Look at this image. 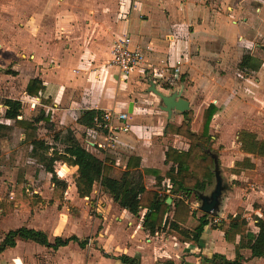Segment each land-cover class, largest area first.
Returning a JSON list of instances; mask_svg holds the SVG:
<instances>
[{
  "label": "crops",
  "instance_id": "0c3cea01",
  "mask_svg": "<svg viewBox=\"0 0 264 264\" xmlns=\"http://www.w3.org/2000/svg\"><path fill=\"white\" fill-rule=\"evenodd\" d=\"M39 1L42 3L41 0ZM50 1L53 2V4L55 3L57 7H59V4L68 5L72 3V0ZM196 1L141 0L139 7L136 8V12L133 11L127 19H120L118 32H128L131 37L132 46L147 44L151 47L147 59H145L148 64H152L151 61L158 62V60L163 61V63L168 62L170 65L176 66L181 74H185L187 78L192 79L193 73L197 68H199V70L207 68L208 64L203 59L204 57L209 56L211 59L217 57V59H219L220 54L225 55L226 52L224 53L222 49L229 50L232 45L227 39L243 35L247 28L246 18L242 16V11L238 10L242 4V0L233 1L234 8L231 12L232 17H236V15L242 16V19L238 21L231 19V16L228 15L229 13L224 14V10L220 9V6L223 8L225 7L224 2L227 0H217L215 2L211 0L210 5L206 3L201 4L199 3L200 1ZM36 5H38L37 1L33 0L31 3L29 22L34 23L35 27L34 29H30L28 48L24 51L29 53L30 59L24 58V54H22V56H24L23 58L18 57L19 50L17 49V45H15L16 41L14 43L0 41V65L6 61H12V70H14L15 73H11L12 76L9 78H19V84L23 87L22 94L19 98H16L22 102L21 115L19 118L31 119V117H26V112H32L37 104L42 106L43 108L41 109L46 113L49 111L50 117L51 112L54 110L63 111L67 117L73 120V125L70 126L72 131L74 126L84 129V134H82L81 138L87 141L86 143L89 145L87 148L84 147L90 152L92 151L91 148L96 149L99 151V155L103 160L108 158L112 161L110 163L112 167L110 171L111 175H115V173H113L115 166L123 170L130 156L139 158L140 170L145 168L167 169L170 165V163L166 164L164 162V152L167 147L173 146L184 150L188 147V141L184 137L166 131L167 123L178 125L182 121V112L175 110L172 112L171 116L168 117L167 112L160 108V99L158 98L156 99L157 101L154 100L157 103L155 106L158 110L153 112L150 107L148 109L144 107L143 114H139V116H141L140 118H143L142 120L139 119L142 125L135 123V118L138 116V114H136L138 110V101L136 97L140 99L143 98L153 103L154 101L149 100V92H141L139 97L136 94L131 96L130 89H119L117 85L118 80L117 82L115 80L113 81L114 77L118 75L121 77L118 70L114 67L104 66V64L98 66V64L94 63V55H92V53L97 50L99 45L85 44V47H80L75 50L74 54L69 55L70 44L61 46L58 44L62 43L63 40L56 42L54 39L48 37V29H51L57 20L54 16L45 11L38 12V9L35 7ZM137 12L147 14L144 15L143 18H139ZM57 15L55 14V16ZM60 19L61 18H58V20ZM66 27L64 23L59 26L56 36L68 34L66 32L70 29ZM59 29L63 31L61 32ZM14 34L16 35V30ZM14 34L10 35L7 33L4 38L15 37ZM208 40H210L214 46L210 47L207 44L206 47L205 44ZM198 44L201 45V49L199 47L201 50L199 54L193 51L198 48ZM216 48L221 51L219 52ZM252 55L256 57V55ZM261 64V67L259 66L257 69L246 68L257 72L263 68L264 62H261ZM69 65H72V67L69 68ZM111 72H117V75L114 73L112 74L113 79L110 76ZM186 72L188 73L187 75ZM5 75L9 76V74ZM135 75H140V66L135 67L128 77L132 78V76ZM182 76L183 75H181V78ZM33 77H39L45 85V89L39 96L28 95L24 90L28 80ZM112 86H114V88H112ZM42 96L45 97L44 101H40L39 97ZM181 96L188 100L189 109L193 110L194 118L191 122V128L196 129L199 125L203 108L210 102L205 103V105L201 107L194 108V105H191V101L185 95L181 93ZM25 102L28 104L30 103V105L24 107ZM49 103H51V105ZM130 104L132 105L131 112L129 111ZM25 106H27V104H25ZM46 108L49 109L47 110ZM41 109H39V111ZM88 109H99L101 111L110 109L117 112L127 111L131 129L125 132H116L113 139L109 141V144L105 148L98 147L96 145L98 141L95 137L96 135L91 133L92 126H85L77 122V118ZM249 130L255 132L254 129L250 128ZM210 132L212 133L211 129ZM75 136L78 138L77 134H75ZM88 136L91 137V140L87 139ZM262 139L264 140V138ZM237 151V160H243L246 157L253 156V154L239 149ZM249 159L254 163L253 157ZM63 164L73 168L74 173L76 172V166L66 163ZM233 166L234 164L231 165V167ZM245 177L246 176L243 178ZM238 180L242 179L238 178ZM143 181L146 188H156L154 186L155 179L152 174L143 173ZM162 183L164 185L165 181ZM68 187L72 193L70 196H64V199L69 200V203L74 202L73 200H82L83 204H86V209H88L89 203H91V205L93 203L92 210L95 211V214L97 213V216L90 215L87 213V210L84 212L86 216L83 220L80 216L76 217L75 214H70L68 212L70 220L65 216L63 221L55 223L51 229L42 225L29 226L45 230L50 240H52L54 236L67 237L73 234L79 238H85L82 237V235H87V233H85L87 231L84 230L85 220L91 222L89 227H91V230L94 228L93 232H96L98 229V227H95V220H97L98 226L100 227L98 236L94 237L97 247L104 248V252L114 256L120 254L134 256L138 259V264H161L167 259L173 260L176 264H179L180 252L183 250V258L185 259L183 264H203L201 261H198L195 256L198 253L210 256L213 252H220L227 258H233L235 255L234 244L225 241L223 231L219 228L220 223H218L217 228H213L209 224L206 225L198 245L189 242H180L167 231L160 230L156 231L154 234H149L144 231L141 225V219L145 210L142 209L138 216L132 215L126 209L119 207L109 194L99 189L96 183L93 185L91 193L84 197L78 196L74 182ZM232 190L230 195L225 198L226 201H224L225 206H223V209L228 206L227 210L229 214H234L233 212L237 210L238 207H242L247 214L254 212L253 204L250 206V203H252V197L250 196L253 195L256 190L248 192L249 196L247 198L244 197L245 195L241 192L240 188L234 186ZM78 211L81 212L80 209H78ZM254 215L262 217L256 213V211ZM246 219H248V217ZM68 220L70 222H68ZM248 225L251 231H257V227L254 223V228L251 227L249 221ZM20 241L29 240L19 239L15 247L6 249L0 254L4 255L7 254L5 252H12L13 250L16 252V246ZM34 244L36 247L41 246L37 243ZM71 245L77 246L78 244L74 241H70L67 245L54 250H67ZM41 247L47 248L45 246ZM48 249L52 250V248L49 247ZM239 251L245 257L244 264H264V257H251L248 248H241ZM12 253L13 254H9V258H7L6 255L2 257L5 264H8L6 260L10 262L12 259L13 261H11L10 264H17L16 259H19V257L16 256V253ZM102 260L106 262L105 264H122L119 260L112 257L103 256ZM86 264H93V260L88 259Z\"/></svg>",
  "mask_w": 264,
  "mask_h": 264
},
{
  "label": "rangeland",
  "instance_id": "374dc122",
  "mask_svg": "<svg viewBox=\"0 0 264 264\" xmlns=\"http://www.w3.org/2000/svg\"><path fill=\"white\" fill-rule=\"evenodd\" d=\"M32 1L33 0H0V41H6V43H14L16 41L15 45H17V49L19 50L18 57L23 58L24 56H22V54H24V58L27 59H30L29 53L24 51L28 48L30 29H34L35 27L34 23L29 22ZM34 1L38 3V5L35 6L38 12L45 11L54 16L57 20L52 28L48 29V37L54 39L56 42L63 40L62 43L58 44L61 46L70 44L69 55L74 54L76 49L85 47V44L99 45L97 50L92 53V55H94V63L98 64V66L100 64L110 66V50L113 40L122 36L124 33L129 34L124 31L118 32L120 19H127L133 11L136 12V8L139 7L141 2L134 4L131 0H72L71 4H59V7H57L55 6L56 4H53L50 0H41L42 3L39 0ZM197 1H200L199 3L201 4H211V0ZM215 1L217 0L212 2ZM233 1L234 0L225 1V7L223 8L220 6V9L224 10V14L229 13L228 15L231 16V19H235L236 21L241 20L242 16H245L247 23L245 33L243 35L234 36L232 39H227L232 45L229 50L222 49V51L226 53L225 55L220 54L219 59H217V57L213 59L209 56L204 57L203 59L208 64L207 68L200 70L197 68L193 73L192 79L187 78L185 74H181L176 66L170 65L168 62L163 63V61L158 60V62L151 61V65L148 64L145 59H147L151 47L147 44L140 45V47L143 48V60L138 65L140 66V75L129 78L128 76L130 73H128L121 77L118 75L113 79L112 74L114 73L117 75V72H111L110 76L113 81L115 80L117 82L118 80L117 85L119 89H130L131 96L136 94L140 97L139 94L141 92H149V100L154 101L159 97L150 89L151 85H153L166 94L172 92L182 93L191 101V105H194V108L201 107L207 102H214L220 107L210 122V129L212 130L214 142L212 149L218 154L220 173L223 181L228 184L229 188L222 192L220 197L221 203L218 206V210H216L215 213H210L212 223L228 221V206L224 209L223 206H225L224 201H226V196L230 195V192L233 191L232 189L235 186L240 188L246 198L249 196L248 192L256 190L253 195L250 196L252 197L250 206L253 204L254 212L247 214L242 207H238L237 210L233 212L234 214L239 212L245 218L248 217L247 220L250 222L251 227L254 228L253 216L255 211L264 219V157L253 155V166H244L240 163L252 157L237 160V150H240L237 141V132L241 128H251L254 129L261 138H264V66L260 70L258 69L259 71L255 72L249 68L239 67V62L244 55L251 53L256 55V59L260 61V65H262L261 62H264V0H242V4L238 10L242 11L243 15H236V17H232L231 13L234 8ZM137 13L139 18H143V16L147 14H142L141 12ZM55 14L58 15L55 16ZM58 18L61 19L58 20ZM63 23L66 24L67 29H70L66 32L68 34H60L63 31L60 30V28V35L56 36L58 27L63 25ZM15 30L16 35L14 34ZM7 33L10 35L14 34L15 37L4 38ZM207 44L210 47L214 46L210 40L205 44L206 47ZM199 47L201 49L200 44H198V48L193 50L197 54H199V51L201 52ZM218 51L220 52L221 50ZM1 65L0 98H19L23 89L21 84H19V78H9L12 75L10 72L7 73L8 71H14L12 70V61L3 62ZM71 67L72 65H69V68ZM153 67L156 68V70L153 69ZM155 71H158L157 73H160V75L154 74ZM5 74H9V76ZM187 74L186 72V75ZM181 75H183L182 78ZM112 88H114V86H112ZM39 98L40 101H44L45 99L44 96ZM136 100L138 101V110L136 112L138 116L135 118V123L140 124L142 122L139 121V119L142 120L143 118H140L141 116H139V114H143L144 107L147 109L150 107L153 112H156L158 108L155 106L157 105L155 101L150 103L148 100L138 97H136ZM25 104H27V106H25ZM49 104L51 105V103ZM29 105L30 103H24V107H28ZM0 107L2 109L1 103ZM41 108L43 107L37 104L32 112H26V117L33 118L38 114ZM46 109L48 110L49 108ZM50 119V122H39L35 133L38 138L44 139L48 143H51L56 149L60 150L63 148V143L60 140H56L54 134L58 131L64 132L67 128L70 129V126L73 125V120L67 117L63 111L58 110L51 112ZM0 121L8 125L7 128L2 129V132H0V201L9 204L13 200V189L16 177L19 171H22L25 178L24 187L26 189V196H29L31 199L32 206L30 210L14 207L2 212L0 209V235L2 232L20 225H42L51 229L55 223L63 221L65 216L69 219L68 212L70 214H75L76 217L80 216L83 220L86 216L84 212L87 210V213L90 215L97 216V213L95 214V211L92 210L93 203L92 205L89 203V207L86 209V204H83L82 200H73L74 202L69 203V200L64 199V196H70L72 193L68 186L74 182L75 173L73 168L64 165L60 161L54 163V169L59 177L67 181V187L61 200L49 201L53 187L50 181L51 174L46 171L44 165L37 158L31 156L29 142L27 139H24V131L15 127L13 125V120L0 117ZM83 130V128L73 127V131L78 135L80 143L87 148L89 147L86 143L87 141L81 138L82 134H84ZM87 139L91 140V137L88 136ZM91 150L92 154L98 159L103 160L98 150L92 148ZM233 164L234 166L231 167ZM230 167L238 168L240 172L238 174L232 173ZM120 172V168L115 166L113 173L118 175ZM244 176L246 177L243 178ZM238 178L242 180H238ZM96 185H98V183H96ZM213 187L214 179L204 193L208 194ZM190 199L192 206L198 207L200 201L193 196H191ZM78 209H80L81 212L78 211ZM201 213L202 211L200 210L197 212L198 215ZM69 220L68 222H70ZM90 224V221L85 220L84 230L87 231L85 232L87 235H82V237L88 238L86 246L80 247L78 245H71L67 250L61 249L57 251L54 249L50 250L48 247H36L31 241H20L16 246V252L15 250L12 251L19 257V259H16V263L86 264L89 259L93 260V264H105L106 262L102 260L104 250L103 252L101 251L104 248L97 247V243L94 241V237L98 236L100 230L98 221L95 220V227H98L96 232H93L94 228L91 230V227H89ZM169 234L173 236L174 233L171 232ZM12 252H5L7 254L4 255L9 258V254H13ZM180 253L179 264H183L185 260L183 258L184 250ZM199 254L201 253L195 255L198 261H200V258H198ZM4 255L0 254V264H5L2 258ZM11 261H13V259ZM6 262L10 264L9 260H6Z\"/></svg>",
  "mask_w": 264,
  "mask_h": 264
},
{
  "label": "trees",
  "instance_id": "16d2710c",
  "mask_svg": "<svg viewBox=\"0 0 264 264\" xmlns=\"http://www.w3.org/2000/svg\"><path fill=\"white\" fill-rule=\"evenodd\" d=\"M259 62L252 54H246L239 62V67L257 69L260 66ZM9 72L15 73V71L7 73ZM44 89L42 80L39 77H33L28 80L24 90L28 95L39 96ZM0 103L2 106L0 117L13 120V125L24 131V139L29 142L31 156L37 158L51 174L50 181L53 187L49 201L61 200L67 187V181L59 177L54 169V163L60 161L77 167L74 184L79 197L88 196L93 185L98 183L101 191L109 194L119 207L126 209L132 215L138 216L144 209L141 225L149 234L160 230L172 232L177 240L198 245L206 225L218 227V223H212L210 213L202 212L198 215L199 208L193 207L190 202L191 196L199 200L197 192L204 193L213 182L214 158L219 164L218 154L212 149L214 142L210 132V122L220 108L214 102L208 103L203 108L196 129L191 128L194 118L192 109L182 112L183 119L178 125L167 123L166 131L182 136L188 141V147L185 150L173 146L167 147L164 152V162L170 163L167 169L140 170L139 158L130 156L118 175H111L112 161L110 159H98L80 143L69 128L54 134V138L63 143V148L60 150L44 139L38 138L35 133L37 124L41 121L50 122L49 111L46 113L41 109L33 118L23 119L19 118L22 109V102L19 99L0 98ZM100 113L99 109H88L77 118V122L91 127L94 125L95 117H99ZM7 126L0 122V132ZM237 141L240 150L264 157V140L258 133L241 128L237 132ZM240 163L244 166H253L249 158ZM230 171L238 174L240 169L230 168ZM143 173L154 176L156 188L145 187ZM163 181H165L164 185ZM24 183V174L19 171L13 189V200L9 204L0 201L2 212L14 207L23 210L32 209L31 199L26 196ZM168 197L170 202L167 201ZM227 217L228 221H219V228L223 231L225 241L234 244V257L227 258L223 253L213 252L210 256L199 254L200 261L203 264H244L245 257L239 251L241 248H248L251 257H264V219L258 215L253 216L257 227V231L253 232L249 228L248 220L241 213L228 214ZM19 239L29 240L52 249L65 246L70 241L76 242L80 247H84L88 242V238H79L74 234L67 237L54 236L50 240L45 230L20 225L2 232L0 253L15 247ZM101 251L103 252V249ZM103 255L115 258L122 264H138V259L134 256L126 254L114 256L106 252H103ZM161 264L176 263L173 260H166Z\"/></svg>",
  "mask_w": 264,
  "mask_h": 264
},
{
  "label": "built area",
  "instance_id": "2783aa9c",
  "mask_svg": "<svg viewBox=\"0 0 264 264\" xmlns=\"http://www.w3.org/2000/svg\"><path fill=\"white\" fill-rule=\"evenodd\" d=\"M136 4L141 0H131ZM142 49L140 46L131 45L129 34L124 33L122 36L115 38L111 46V58L109 65L116 68L118 73L127 75L133 68L143 60ZM151 65V64H150ZM156 70V68L153 67ZM155 71L154 74L160 75ZM131 129L128 121V112H117L115 110H102L99 117H95L91 133L97 138L96 145L105 148L109 141L113 139L116 132H125Z\"/></svg>",
  "mask_w": 264,
  "mask_h": 264
},
{
  "label": "water",
  "instance_id": "95a60500",
  "mask_svg": "<svg viewBox=\"0 0 264 264\" xmlns=\"http://www.w3.org/2000/svg\"><path fill=\"white\" fill-rule=\"evenodd\" d=\"M154 93L158 95V97L163 102V105H160V108L167 112V116L170 117L173 111L183 112L189 109V102L187 99L181 96L179 92H172L170 94H166L163 91L153 87ZM131 104L129 111L131 112ZM214 165V187L213 189L207 193L197 192V197L199 198L198 208L200 211L204 213H214L219 204L221 203L220 197L223 191L229 188L228 184L223 181V178L220 173L219 164L217 163L216 158ZM167 201H170V198H167Z\"/></svg>",
  "mask_w": 264,
  "mask_h": 264
},
{
  "label": "flooded vegetation",
  "instance_id": "af4514ba",
  "mask_svg": "<svg viewBox=\"0 0 264 264\" xmlns=\"http://www.w3.org/2000/svg\"><path fill=\"white\" fill-rule=\"evenodd\" d=\"M153 87H155V86H153V85H151V90L153 91ZM156 88V87H155ZM158 89V88H157ZM160 99V98H159ZM160 105H163V102L161 101V99H160Z\"/></svg>",
  "mask_w": 264,
  "mask_h": 264
}]
</instances>
